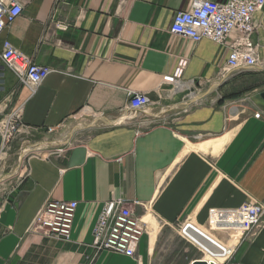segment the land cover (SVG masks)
<instances>
[{
    "label": "crops",
    "instance_id": "1",
    "mask_svg": "<svg viewBox=\"0 0 264 264\" xmlns=\"http://www.w3.org/2000/svg\"><path fill=\"white\" fill-rule=\"evenodd\" d=\"M11 1L22 14L0 34V52L8 41L51 72L31 92L0 59V119L21 107L31 135L10 143L26 155L0 200V264L222 261L228 234L211 228V212L264 204V67L225 68L234 35L223 47L170 33L192 0ZM254 22L264 64V8ZM132 92L152 104L129 110ZM52 200L77 202L69 241L31 231ZM114 200L147 224L134 258L92 246ZM223 264H264V217Z\"/></svg>",
    "mask_w": 264,
    "mask_h": 264
},
{
    "label": "built area",
    "instance_id": "2",
    "mask_svg": "<svg viewBox=\"0 0 264 264\" xmlns=\"http://www.w3.org/2000/svg\"><path fill=\"white\" fill-rule=\"evenodd\" d=\"M264 8V0H228L221 4L213 0H192L185 10L176 12L169 31L173 35L184 37L193 43L204 39L220 46H227V39L234 35L229 46L230 52L225 68L238 70L241 68H262L259 62L258 45L252 42L251 36L256 29L254 16ZM22 14V5L11 1L0 0V34ZM60 30L66 29L58 25ZM0 59L11 70L19 82L26 85L31 92L46 79L51 69L37 65L30 57L15 49L8 41H4ZM177 71L174 83L178 82ZM152 104L149 97L141 93H130L128 109L144 111ZM255 116H259L256 114ZM51 134L54 128H47ZM2 146L0 161L10 149V143L20 135H30V127L22 121V108L11 111L0 119ZM64 148L48 152L46 157L61 155ZM77 207L76 201L52 200L35 216L31 231L46 238L69 241L72 222ZM210 226L228 234L221 252L217 257L223 264L228 261L236 246L260 226L264 217V204L247 202L238 208L211 212ZM147 233L144 216H138L130 203L114 200L103 205L92 230V246L97 252L108 251L125 257L134 258L142 237ZM210 263V262H208Z\"/></svg>",
    "mask_w": 264,
    "mask_h": 264
},
{
    "label": "rangeland",
    "instance_id": "3",
    "mask_svg": "<svg viewBox=\"0 0 264 264\" xmlns=\"http://www.w3.org/2000/svg\"><path fill=\"white\" fill-rule=\"evenodd\" d=\"M25 145L16 140L0 161V200L4 194L15 185L23 174L25 167Z\"/></svg>",
    "mask_w": 264,
    "mask_h": 264
},
{
    "label": "water",
    "instance_id": "4",
    "mask_svg": "<svg viewBox=\"0 0 264 264\" xmlns=\"http://www.w3.org/2000/svg\"><path fill=\"white\" fill-rule=\"evenodd\" d=\"M261 98L264 100V92L261 94ZM191 264H214L213 262L208 263L206 260H195Z\"/></svg>",
    "mask_w": 264,
    "mask_h": 264
},
{
    "label": "bare ground",
    "instance_id": "5",
    "mask_svg": "<svg viewBox=\"0 0 264 264\" xmlns=\"http://www.w3.org/2000/svg\"><path fill=\"white\" fill-rule=\"evenodd\" d=\"M207 262H211V261H207Z\"/></svg>",
    "mask_w": 264,
    "mask_h": 264
}]
</instances>
